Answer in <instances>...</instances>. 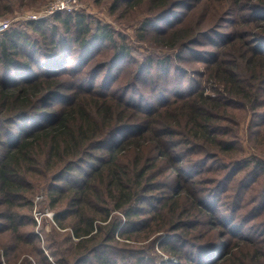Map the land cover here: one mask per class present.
Returning a JSON list of instances; mask_svg holds the SVG:
<instances>
[{
    "label": "trees",
    "instance_id": "obj_1",
    "mask_svg": "<svg viewBox=\"0 0 264 264\" xmlns=\"http://www.w3.org/2000/svg\"><path fill=\"white\" fill-rule=\"evenodd\" d=\"M119 1L152 3L140 29L173 52L135 56L78 12L0 33V230L34 225L20 210L50 177L40 196L76 239L56 264H264V0Z\"/></svg>",
    "mask_w": 264,
    "mask_h": 264
},
{
    "label": "rangeland",
    "instance_id": "obj_2",
    "mask_svg": "<svg viewBox=\"0 0 264 264\" xmlns=\"http://www.w3.org/2000/svg\"><path fill=\"white\" fill-rule=\"evenodd\" d=\"M57 1L60 0H9L11 8L8 12L6 10V2L4 0H0V22L7 25L6 27H4L5 25L2 26L3 29L0 31V33L12 27H23L30 31V28L27 24L29 21L45 19L57 13L54 12L52 14H45L48 7ZM114 1L115 0H68L67 5L70 9L59 12L83 13L87 15V19L91 23L99 21L102 24L108 25L109 28L113 30L116 39H124L126 43L131 46L132 52L135 56L141 57L142 55H150L153 57H161L173 52V50L161 45L157 36L154 34H149L148 32H144L140 29L141 22L144 20V18L149 16V13L153 12L150 10L152 3L144 4L142 2L138 5H135L134 7H129L124 2L119 1L118 4L114 5L113 7ZM138 1L139 0H133L131 1V4H134ZM189 1L193 2V0ZM205 12L206 8H198L196 13L193 14V16H191V18L187 21L188 24L194 25L196 21L200 19V14L203 16ZM206 20H208V17ZM157 26L161 27V23H158ZM210 27L212 26L200 24V30L209 29ZM240 28H242V26H240ZM152 29L155 30L156 27L153 26ZM201 47L202 49H205L208 47V45L205 43ZM177 50L178 49H174V51ZM110 54L111 52H108L98 57L96 61L104 60ZM96 61L93 63V65L97 63ZM74 63V60L69 59V66H72ZM178 63H180V65L183 67H188L190 69H194L196 68L195 66H197L199 69H203L204 72L208 74L205 65L195 63L194 60L190 59L188 54L187 56L182 57ZM127 69V74H130V71H134V69H130V67ZM215 82V80L209 77V80L205 84V94H216L214 88L216 85H218V83ZM238 115H240L241 118L239 133L244 148V153L249 154L250 151H254L253 148H251L252 144H249L247 141L248 138L255 136V134H249L248 132V126L251 123L252 116L250 113L248 114L243 111L238 112ZM227 159L230 160L233 158L231 157ZM51 182L52 181L50 177L49 180H39V182H33L35 187L33 189V194L30 195V197L33 199L32 207L30 210L22 208L20 210V213H27L29 218L34 220L35 223L33 226L21 225L17 233H13L11 229H5L4 227L0 230V264H24L25 260L30 261L31 264H56V259L60 258L59 251L57 250L58 244L69 245L70 243H74L76 241L75 238L71 237L68 227L62 229L54 221L55 209L49 208V198L45 197L43 199L40 196V193L46 192L45 189ZM60 207H62V205ZM2 209L3 207L0 204V213L3 211ZM46 212L53 214V218L51 219L50 216L46 215ZM35 213H39L37 215V219L39 221L35 219ZM65 220L68 221V219ZM0 221L2 223L5 222L4 220ZM204 227L205 229L209 228L208 226ZM26 231L35 232L39 240L35 238L34 242H26L23 238L21 239V236H25L24 234ZM14 237H17L18 241H16ZM37 247L39 249L41 247L43 251L42 255H46L49 262L47 260H41V255L37 254ZM34 249L35 251H33ZM155 252L159 253L158 250H155ZM170 259L176 262L174 257H171Z\"/></svg>",
    "mask_w": 264,
    "mask_h": 264
},
{
    "label": "built area",
    "instance_id": "obj_3",
    "mask_svg": "<svg viewBox=\"0 0 264 264\" xmlns=\"http://www.w3.org/2000/svg\"><path fill=\"white\" fill-rule=\"evenodd\" d=\"M68 0H60V1H57L55 3H52L48 9L46 10V13L45 14H52L54 12H59V11H66V10H69L70 8L68 7ZM33 18H37V17H33ZM5 25V26H4ZM2 26L6 27L7 25L5 23H2L0 22V31L3 29ZM39 213H35V219L37 221H39L37 219V215ZM46 215L50 216V218L52 219L53 217V214L49 213V212H46L45 213Z\"/></svg>",
    "mask_w": 264,
    "mask_h": 264
}]
</instances>
